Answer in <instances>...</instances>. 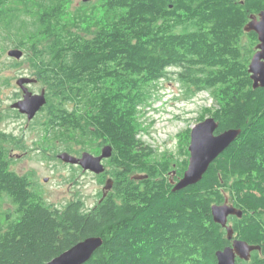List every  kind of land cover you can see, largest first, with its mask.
<instances>
[{"label":"trees","instance_id":"1","mask_svg":"<svg viewBox=\"0 0 264 264\" xmlns=\"http://www.w3.org/2000/svg\"><path fill=\"white\" fill-rule=\"evenodd\" d=\"M8 1L0 0V27L12 47L38 56L46 130L110 143L103 176L113 185L91 207L80 197L47 203L31 174L11 169V136L0 128V201L12 205L0 226V264H43L89 236L102 244L83 264H216L229 240L211 206L225 197L242 210L229 218L233 237L260 246L238 262L264 264V87L252 86L258 40L244 30L264 0H98L74 12L72 0ZM25 12L35 15L30 26ZM172 67L187 93L211 91L217 132L240 129L202 178L178 191L169 166L151 161L136 138L137 108Z\"/></svg>","mask_w":264,"mask_h":264},{"label":"rangeland","instance_id":"2","mask_svg":"<svg viewBox=\"0 0 264 264\" xmlns=\"http://www.w3.org/2000/svg\"><path fill=\"white\" fill-rule=\"evenodd\" d=\"M16 1L10 0L6 4ZM99 4L98 0H72L69 9L71 12L76 9L90 10ZM23 17L28 26L35 20V15L26 12ZM2 26L3 24L0 27V112L4 120L0 128L11 136L5 145L11 169L18 174H31L35 190L51 205L62 207L66 202L80 197L87 207H91L100 200L105 182L109 178L113 180L112 176L85 171L78 165L63 162L57 156L67 152L79 157L84 151L99 155L105 145L111 144L79 133L64 138L59 128L46 130L45 110L28 120L12 109L11 105L23 95L16 84L18 78L37 80L27 86L32 93L44 90L46 95V87L37 78V64L34 61L38 60V56L24 48H18L23 51L21 59L7 55V51L15 47L3 36ZM16 62L18 63L15 64ZM177 71L178 68H169V78L152 84L150 96L137 108L136 114L140 124L136 138L140 140L142 150L150 152L151 161L169 166L170 178L175 176L176 170L188 166V130L201 120L212 117L218 108L210 90L187 93V86L176 77ZM103 164L105 170L111 169L106 159ZM173 172L175 174L172 175ZM10 209L12 205L9 200L0 201V226L5 212Z\"/></svg>","mask_w":264,"mask_h":264},{"label":"water","instance_id":"3","mask_svg":"<svg viewBox=\"0 0 264 264\" xmlns=\"http://www.w3.org/2000/svg\"><path fill=\"white\" fill-rule=\"evenodd\" d=\"M87 1V0H84ZM246 32L254 31L257 35V44L255 51L250 58L247 71L250 74L253 88L264 87V10L258 15L251 14L249 21L244 26ZM7 55L15 59L23 57V51L18 48H10ZM35 79L29 77H20L16 84L21 89L23 95L20 100L11 105L20 113L25 114L28 120H31L35 114L45 105V91L32 93L27 84ZM218 128V122L214 117H207L204 120L193 125L190 132V142L188 145L189 160L188 166L183 172L182 177L177 181L170 178L173 185L172 191L181 190L189 185L198 182L209 165L230 145V143L239 135L240 129L229 128L215 133ZM113 148L111 145H105L99 155H93L89 152H82L79 157L67 152L60 153L57 157L65 163L79 165L83 170L100 174L105 171L103 159L111 157ZM175 172L172 173V175ZM147 175L133 174L132 179L141 180ZM47 180L46 178L44 179ZM113 180L107 179L103 188L102 197L112 188ZM211 214L214 222L220 224L226 230L227 239H232L233 229L227 224L229 215L240 217L242 210L228 204V198L222 204L211 206ZM102 238L98 236H89L55 256L43 264H83L91 258L93 253L101 246ZM260 249V246L249 244L241 239H233L232 244L225 246L215 253L216 264H237L236 258L248 260L253 250Z\"/></svg>","mask_w":264,"mask_h":264},{"label":"flooded vegetation","instance_id":"4","mask_svg":"<svg viewBox=\"0 0 264 264\" xmlns=\"http://www.w3.org/2000/svg\"><path fill=\"white\" fill-rule=\"evenodd\" d=\"M36 81H37V80H34V81H32L31 83H35ZM31 83H28L27 86H29ZM12 109L16 110L19 114H22V113H20L17 109H15V108H12ZM40 111H43L42 108H41L38 112H40ZM38 112H37V113H38ZM37 113H36V114H37ZM36 114H35V115H36ZM22 115L26 116L25 114H22ZM26 117H27V116H26ZM191 129H192V128H191ZM191 129L188 130V133H189V134H190V132H191ZM215 133H218V132H217V129L215 130ZM95 155H97V154H95ZM103 161H104V159L102 160V162H103ZM73 165H75V164H73ZM78 166H79V165H78ZM178 178H179V177H178ZM178 178H176V180L174 179V181H177ZM228 204H233V203L230 202V201H228ZM231 216H233V215H229V216H228V219H227V224H228V225L231 224L230 219H229ZM224 229H225V228H224ZM225 231H226V230H225ZM233 239H235V237H232V239H227V240H229V244H227L226 246L231 245ZM224 247H225V246H224ZM241 260H243V259H241ZM236 263H237V264H241L240 261L238 262L237 258H236Z\"/></svg>","mask_w":264,"mask_h":264}]
</instances>
